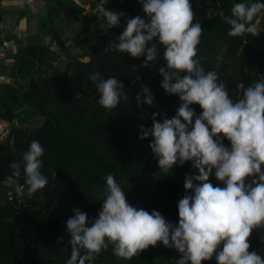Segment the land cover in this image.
I'll use <instances>...</instances> for the list:
<instances>
[{
    "label": "trees",
    "instance_id": "16d2710c",
    "mask_svg": "<svg viewBox=\"0 0 264 264\" xmlns=\"http://www.w3.org/2000/svg\"><path fill=\"white\" fill-rule=\"evenodd\" d=\"M65 2L74 19L81 22L85 20L81 4L94 9L98 1ZM238 2L264 0H190L196 14L193 23L198 22L203 28L198 45L201 63L206 71L212 70L217 57L222 56L218 69L220 82L225 83L234 100L242 95L237 89L238 83L248 87L264 79V13L255 20L256 24L259 22V36H229L230 25L220 16L221 12L230 16L232 6ZM120 3L112 4L118 13L126 14L120 26L96 37L89 52L70 54L55 22L61 7L52 3L48 4L41 33L17 41L15 67L9 74L15 84L9 79L0 84V118L9 119L15 111L24 109L23 122L30 116H41L44 121L34 130L22 127L15 131L10 148L4 143L0 146V264H66L71 255L66 221L74 215L73 208H78L88 215L91 226L101 210L99 194L106 191L104 177L110 173L127 193V201L133 207L149 213L156 210L169 222H179L178 202L190 194L184 188L185 176L198 174V170L193 168L192 162H186L183 166L174 165L170 173L164 174L150 147L152 137L145 140L139 137L141 125L153 126L154 112L160 113L157 116L160 122L165 115L171 119L181 101L178 95L166 94L161 86L163 76L159 69L165 61L163 46L159 43L158 58L154 66L149 67L143 66L146 56L133 58L128 53L103 51L108 42L116 41L122 34L127 18H147L139 0H122V7ZM28 14L25 6L19 12V20L27 18ZM47 37H51V42ZM54 43L59 52L52 50ZM148 46L151 47V43ZM87 57L88 62L82 61ZM94 72H99L103 78L117 77L128 99H122L111 111L101 107L99 93L90 79ZM141 85L151 90L152 106H137L136 95L142 93ZM190 107L197 116L202 112L198 104ZM33 140L39 141L45 149L41 171L49 184L35 193L34 199H26V190L20 196L14 186L2 181L12 174L10 162H21L22 153ZM223 142L231 147L226 138ZM252 179L247 178V182ZM210 182L224 187L215 177V169ZM19 183L25 184L23 168ZM249 243V251L264 256V229H254ZM177 255L181 258L175 248L158 242L157 246H149L127 260L116 257L110 246L91 264H176ZM202 264H217V261L213 256Z\"/></svg>",
    "mask_w": 264,
    "mask_h": 264
},
{
    "label": "clouds",
    "instance_id": "9594fccd",
    "mask_svg": "<svg viewBox=\"0 0 264 264\" xmlns=\"http://www.w3.org/2000/svg\"><path fill=\"white\" fill-rule=\"evenodd\" d=\"M107 2L99 0L95 12L105 31L120 26L126 16L106 9ZM139 3L147 18H127L122 34L108 42L103 51L128 53L133 58L146 56L143 66L149 67L158 58L157 43L163 46L161 86L166 94L178 95L181 104L176 115L171 119L165 115L163 122L157 120L160 113L154 112L153 126L141 125L139 138L152 137L150 147L164 174L186 162H192L198 174L185 176L184 188L190 194L178 202V224L166 220L159 211L149 213L133 207L115 176L106 175V191L99 194L101 210L91 226L88 215L78 208H73L74 215L66 221L71 246L66 264H91L110 246L116 257L131 260L158 242L181 254L176 264H202L213 256L217 264H264V256L249 251L252 231L264 229V79L248 87L238 83L242 95L234 100L225 83L220 82L222 56L217 57L212 70L206 71L201 63L198 45L203 28L193 23L196 14L190 0ZM261 13L264 2H238L230 16L223 12L220 16L230 25L229 36H259L255 20ZM90 79L105 110L116 109L122 99H128L117 77L103 78L94 72ZM141 88L142 93L136 95L137 106H152L151 90L143 85ZM193 104L202 109L198 116L190 107ZM225 138L230 148L224 145ZM44 152L41 143L33 140L22 153L21 162H10L12 174L2 182L14 186L23 196L25 188L19 183L23 168L27 195L44 189L49 184L41 171ZM213 169L224 187L210 182ZM249 177L253 178L251 182H247Z\"/></svg>",
    "mask_w": 264,
    "mask_h": 264
},
{
    "label": "crops",
    "instance_id": "0c3cea01",
    "mask_svg": "<svg viewBox=\"0 0 264 264\" xmlns=\"http://www.w3.org/2000/svg\"><path fill=\"white\" fill-rule=\"evenodd\" d=\"M96 1L99 2V0H87L88 3ZM121 1L122 0H108L104 6L106 9L118 13V9L112 7V4H115L116 2L120 3ZM0 2V17H2L0 23H4L6 36H8V40L11 42V48L9 49L3 48V42H0V76L6 78V80L10 79L9 74L12 68L15 67V60L13 57L19 50V43L17 41L22 40L23 38L28 40L34 36V34L40 32L31 31L29 16L23 20H19V16L16 14L18 13L19 15V12L24 10V7L27 5L31 7L30 11L36 17L35 20H38L39 24L41 20H45L47 17L49 3H52L53 6L59 5L61 7V11L55 22L58 24L62 38L66 42V45L69 46L70 54L72 56L85 52V50L82 49L90 44L92 45L96 37L101 36V34H104L107 31L101 27V21L95 14L96 8L92 9L88 4H81L84 9L83 14L85 20L77 22L74 19L73 14L65 7L67 5L65 0H35L33 4H28L27 2L22 4V0H2ZM92 38L93 42L88 44V41ZM47 39H51V37H47ZM52 50L59 52V47L54 43ZM1 68H3L2 71Z\"/></svg>",
    "mask_w": 264,
    "mask_h": 264
},
{
    "label": "rangeland",
    "instance_id": "374dc122",
    "mask_svg": "<svg viewBox=\"0 0 264 264\" xmlns=\"http://www.w3.org/2000/svg\"><path fill=\"white\" fill-rule=\"evenodd\" d=\"M25 2H27V0H22V4H25ZM120 6L122 7V1L120 3ZM121 7H119V8L121 9ZM27 8L29 10L28 16L30 18L31 31H40L41 30V27H40L41 23L44 22V20H41V22L39 24L38 20H35L36 17L30 11L31 7L29 5H27ZM16 14H17V16H19L18 13H16ZM47 41L51 42V39H47ZM92 42H93V38L90 41H88V44L92 43ZM92 45H93V43H92ZM92 45L90 44L82 50L89 52L91 50ZM88 60H89V58L82 59V61H84V62H88ZM8 81L9 80H6L3 83H6ZM10 81L12 84H15V82L13 80L10 79ZM3 83H0V84H3ZM23 110L24 109H18L17 111L14 112L13 116L10 117L9 119L8 118H0V146L2 143H4V145L7 144L8 147L9 146L11 147L12 135L15 131L19 130V128L25 127V128H27V130H34V128L40 126L43 123L44 119L41 116H30L25 122H23L21 119V113L23 112ZM22 185H24V188L26 190V188H27L26 185L25 184H22ZM9 194L11 196L12 192H10ZM31 198L34 199L35 197L32 195V196H28L26 199H31ZM178 259H180V256L177 255L176 260H178Z\"/></svg>",
    "mask_w": 264,
    "mask_h": 264
},
{
    "label": "built area",
    "instance_id": "2783aa9c",
    "mask_svg": "<svg viewBox=\"0 0 264 264\" xmlns=\"http://www.w3.org/2000/svg\"><path fill=\"white\" fill-rule=\"evenodd\" d=\"M34 2H35V0H32L31 4H33ZM0 4H1V2H0ZM258 24H259V22H257V25ZM0 40H1V42H3V48H6V49L11 48V42L6 38V30H5V25L3 22L0 23ZM5 81H6V78L0 76V83H3ZM10 198H12V197H10Z\"/></svg>",
    "mask_w": 264,
    "mask_h": 264
}]
</instances>
